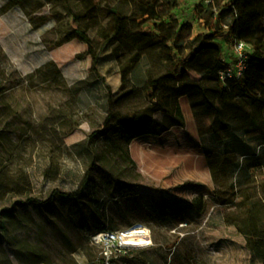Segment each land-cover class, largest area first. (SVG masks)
<instances>
[{
	"label": "rangeland",
	"instance_id": "obj_1",
	"mask_svg": "<svg viewBox=\"0 0 264 264\" xmlns=\"http://www.w3.org/2000/svg\"><path fill=\"white\" fill-rule=\"evenodd\" d=\"M203 1L184 0L186 13L175 11L193 25L182 54L207 30L191 14ZM80 9L78 0H0V264H103L93 235L133 223L150 228L153 245L114 264H262L232 220L263 192L264 165L249 167L234 188L229 173L215 179L208 135L201 133L213 118H197L186 97L180 100L185 126L159 136L128 140L116 119L105 124L111 101L122 113L146 106L143 81L150 69L164 71L157 53L166 48L158 42L117 55V44L107 43L117 21L99 0L101 23L87 32L91 53L74 37L73 13ZM220 34L224 58L236 61L234 39L226 29ZM123 72L131 79L125 89ZM132 87L134 94L123 97ZM151 116L166 120L159 111ZM89 171L94 192L56 196L50 206L26 204L30 197L46 201L55 190L78 192ZM159 188L189 201L204 195L205 209L184 220L156 197Z\"/></svg>",
	"mask_w": 264,
	"mask_h": 264
},
{
	"label": "trees",
	"instance_id": "obj_2",
	"mask_svg": "<svg viewBox=\"0 0 264 264\" xmlns=\"http://www.w3.org/2000/svg\"><path fill=\"white\" fill-rule=\"evenodd\" d=\"M78 1L81 9L73 13L74 20L79 23L74 37L86 41L92 53L94 45L87 32L101 23L99 0ZM102 1L117 21V26L111 27L112 37L107 42L117 44V55L123 47L142 50L161 42L166 48L157 53L158 59L166 63L164 71L151 73L153 69H150V75L143 81L141 90L147 100L146 106L122 113L114 110V102L111 101L105 124L109 125L112 119H116L128 140L147 135L159 136L172 126H185L180 100L186 97L197 118L203 120L206 115L213 118L210 127L201 129V133H207L208 145L218 148L217 151L210 146L205 148L215 179L218 174L229 173L234 188L238 176L249 167L263 166L264 0H212L208 4H194L191 14L207 30L193 37L186 54L181 50L193 25L186 16L175 13L178 9L182 14L186 13L183 11L184 0H127L126 4L119 6L118 0ZM127 4L131 6L130 13L126 9ZM225 27L234 40H242L254 50L241 78H221V71L230 65L217 41ZM93 58L92 71L97 73L98 57L93 54ZM130 82L131 79L123 72L122 89ZM134 91L133 87L126 90L123 97L134 94ZM156 111L163 113L166 120L152 117L151 113ZM84 189L96 190L90 171L78 192L55 190L46 201L30 197L26 204L50 206L56 196L75 198L82 195ZM158 190L156 197L160 202L173 208L183 219L188 212L196 210L202 213L205 209L204 195L189 201L172 189ZM232 221L245 238L250 253L264 264V188L258 198L238 211Z\"/></svg>",
	"mask_w": 264,
	"mask_h": 264
},
{
	"label": "built area",
	"instance_id": "obj_3",
	"mask_svg": "<svg viewBox=\"0 0 264 264\" xmlns=\"http://www.w3.org/2000/svg\"><path fill=\"white\" fill-rule=\"evenodd\" d=\"M212 0H204L205 4ZM227 29V27H225ZM235 41L236 61L221 71V78H241L249 65L250 56L247 50L251 48L242 40ZM93 243L101 247L103 264H114L115 259L126 255L132 250L144 249L153 245L150 228L143 223H136L126 230L104 229L97 231L92 237Z\"/></svg>",
	"mask_w": 264,
	"mask_h": 264
}]
</instances>
